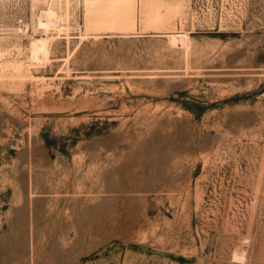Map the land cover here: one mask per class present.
<instances>
[{
    "label": "rangeland",
    "instance_id": "374dc122",
    "mask_svg": "<svg viewBox=\"0 0 264 264\" xmlns=\"http://www.w3.org/2000/svg\"><path fill=\"white\" fill-rule=\"evenodd\" d=\"M0 264H264V0H0Z\"/></svg>",
    "mask_w": 264,
    "mask_h": 264
},
{
    "label": "bare ground",
    "instance_id": "6f19581e",
    "mask_svg": "<svg viewBox=\"0 0 264 264\" xmlns=\"http://www.w3.org/2000/svg\"><path fill=\"white\" fill-rule=\"evenodd\" d=\"M143 147H144V146H143ZM128 170H129V169H128ZM129 173H130V172H129ZM124 175H125V174H124ZM129 175H130V174H129ZM131 177H132V176H131ZM134 177H135V176H134ZM123 205H124V204H123ZM130 221H131V220H130ZM123 222H124V221H123ZM95 223H96V222H95ZM98 223H99V222H98ZM98 228H99V227H98ZM83 232H84V231H83ZM83 232H82V233H83ZM84 233H85V232H84ZM88 235H89V234H88Z\"/></svg>",
    "mask_w": 264,
    "mask_h": 264
}]
</instances>
